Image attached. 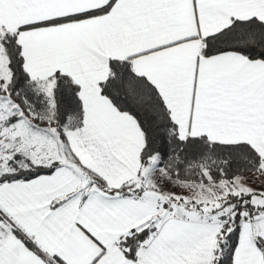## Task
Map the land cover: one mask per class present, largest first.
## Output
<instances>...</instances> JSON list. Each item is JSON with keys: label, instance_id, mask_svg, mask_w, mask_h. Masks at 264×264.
<instances>
[{"label": "snow or ice", "instance_id": "6c2138e0", "mask_svg": "<svg viewBox=\"0 0 264 264\" xmlns=\"http://www.w3.org/2000/svg\"><path fill=\"white\" fill-rule=\"evenodd\" d=\"M0 264H264V0H0Z\"/></svg>", "mask_w": 264, "mask_h": 264}]
</instances>
